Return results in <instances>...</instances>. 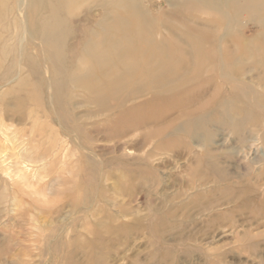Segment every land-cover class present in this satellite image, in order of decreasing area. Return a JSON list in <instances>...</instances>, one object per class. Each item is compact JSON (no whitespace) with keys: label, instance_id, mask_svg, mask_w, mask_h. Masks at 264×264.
I'll list each match as a JSON object with an SVG mask.
<instances>
[{"label":"rangeland","instance_id":"374dc122","mask_svg":"<svg viewBox=\"0 0 264 264\" xmlns=\"http://www.w3.org/2000/svg\"><path fill=\"white\" fill-rule=\"evenodd\" d=\"M202 1L75 0L68 7L66 38L57 44L65 68L79 63L91 39L100 37L107 15L130 34L143 31L132 29L136 24L127 18L137 4L150 13L146 29L156 30L157 42L217 63L203 74L215 75L209 94L218 86L210 124L190 140L181 132L174 143L155 138L142 145L132 135L122 142L99 132L88 142L73 136L52 92L26 72L54 79L56 58L41 38L48 9L35 7V0H0V264H264V0H212L211 9ZM216 19L224 22L213 40L198 43L199 50L182 44L189 23L211 32L206 26ZM124 35L119 42H127ZM108 37L103 56L114 54ZM21 69L29 75L27 98L17 92ZM14 97L25 105L20 108ZM80 101L75 98L72 108L82 120L77 124L103 128V116L87 120L97 109ZM158 144L168 147L156 149ZM203 155L216 170L202 163Z\"/></svg>","mask_w":264,"mask_h":264},{"label":"bare ground","instance_id":"6f19581e","mask_svg":"<svg viewBox=\"0 0 264 264\" xmlns=\"http://www.w3.org/2000/svg\"><path fill=\"white\" fill-rule=\"evenodd\" d=\"M72 2H75V0H35L36 3L35 7L38 4L43 3L46 9H48L47 17L43 18L42 21L40 22V26L42 27L41 38L43 43H45L48 46L47 48L52 54L50 55L52 56L51 58L52 59L56 58L54 62L57 64L56 65L57 68H54L55 69L54 79L53 78L49 79L48 73L44 74V72L41 73V71L40 73L38 72L35 73L36 70L34 71L32 70V68L30 69L31 71L29 69H26V72H29V74H31V76H34L35 79H39L40 86L44 89V91H46L47 89L48 91L52 92V93L50 92L52 96H50L51 94H49V96L51 97L50 99L51 100L53 99V101L55 100L58 109H60V111H63L64 116L66 115L67 121L68 122L71 121L73 125L72 131L75 133L73 134V136L77 135L83 137V140L88 142L92 138V137L90 138V135H92L94 132H99L97 133V135L102 134V138L104 140L111 142H113L116 139L120 142L121 140H124L128 136L132 135L136 138L141 137L142 141L139 143L140 144L142 143V145L149 144L155 138H168L169 140H173L172 143H174L176 136H178L177 134L184 132L185 134L188 135V138L190 140L195 137L196 133L200 134L198 132L199 130L198 127L203 128L207 124H210V119H212V113H213L212 110H215V106H216L214 94L218 92V86L213 85L215 87V89H213L214 92L213 94H209V90L207 88L215 83V75L211 74L208 78L205 79L203 77V74L210 72L212 73V70H214L215 67H217L216 66L217 63L214 61V59L210 58L209 56H207L206 58L201 56H194L195 58L193 56H186L187 54L189 55V52L181 47L179 48L177 45H176L177 48L173 49V48H168L166 45L165 47L163 43L157 42L155 35L156 30L154 33L151 34L146 29V25L147 23H149L147 17L149 16L150 13L147 16L143 8L139 7L138 4L137 6H134L135 8L133 7L130 8V12L128 13V15L127 14L126 15L127 18L131 16L133 22L136 24V26L134 25L131 26L132 29L135 27L138 28V30L143 29V31L140 30L137 32V34H130L128 30L126 31L127 28L124 29V27L126 26V25L124 26L125 23L124 24L120 23V21L119 23L117 21L113 22L112 21L113 17L109 18L108 17L109 15H107L105 20L103 18L104 21L100 25V28L103 29V32L101 31L102 33L100 37L99 36L98 37L93 36L94 38L92 37L93 40L91 39L90 43H88L87 47H85L86 49L84 50V52H81L83 53L84 56H81L79 63H77L75 66L72 67L69 66V68L63 67V60H62V56H60V50L58 49V45L62 44L63 39L66 38L65 36L67 34V31L65 29L66 28L65 17L66 14H68V7ZM121 2L118 3H120L121 5L123 3ZM248 2L250 1L248 0ZM82 5H84V3H82L81 6ZM178 5L180 6V2L178 3ZM212 5H214L212 0L210 1L203 0L200 3V6H202V8L205 9L207 8L211 9ZM71 7L72 6H70V8ZM126 7L127 4L125 5V8ZM212 8H214L213 10L215 11L217 10V7H212ZM204 14L205 12H203V15ZM111 15L112 13L110 14V16ZM208 16H204V17L208 18ZM198 20L201 19H197V21ZM124 21L128 23L129 21H131V19H125ZM221 22H222L221 19L209 20L208 25H210L211 23L212 25L215 24V27L212 25L209 27L206 26L209 30H211V32L205 31L204 28L199 29V27H195L194 25H193L194 27H192L189 25L190 24L189 23L188 26L186 25L187 27L185 26L186 30L183 28L185 32L181 36L179 35L180 38H184L180 40L182 44L184 43L182 40H185L186 44L188 43L191 44L193 47H196L198 43L201 42L204 43L205 41H208L211 37L215 38L217 35L216 31L218 30V28H220L219 25L221 24ZM107 24H109L108 29H107ZM118 26L121 28V30L117 29ZM104 27L106 29H104ZM25 30L26 29H24V31ZM107 30L110 32H108ZM173 31L174 30H172V33ZM90 33L92 32L90 31ZM172 33L170 34L171 36ZM176 33L173 34L175 35L176 39L179 40V37L176 35ZM97 34L99 35V33ZM107 34L109 37L107 36ZM124 34H128L127 37L129 39L125 43L119 42L120 38L122 39L123 37L124 39L125 36ZM9 35H11V33ZM18 37L19 36H17V38ZM107 37H108V43L110 45V49L108 52L114 53L112 54L113 56H103L105 55L104 53L107 54V48H108ZM197 39L198 42L196 41ZM146 40H148L150 44H146L145 42ZM166 44H168V42ZM257 48H259V46ZM257 48L255 49L257 50ZM196 50H199V45H198V49ZM175 54L177 56H173ZM26 61L30 62L29 59L28 60L25 59L24 63H26ZM11 70H12V65L7 66L5 70L6 76L5 75L4 76L8 80H9V76H11V72H12ZM26 74L28 75V73H24V71L21 69L18 79L19 90H17V92L22 93V95H25L27 98L31 93L29 95L26 94L29 92V91L27 92V90L25 89L26 88L25 85H28ZM64 80L67 81L65 86L63 84ZM50 82L52 86L49 88L48 83ZM68 85L69 87H67ZM75 89H79L83 91L84 94L79 95V93L73 92V90L75 91ZM69 90L72 91L70 96L67 95V92L69 94ZM10 91H11L10 93H13L14 90L10 89ZM65 97L66 100L64 99ZM33 98L34 96L32 97V99ZM75 98H80L82 100L79 102L82 106L89 107L90 105H92L97 109L96 111H92V112L90 111L89 115L86 114L87 116L85 115L84 116L85 118H87V120H90V118L92 117L103 116L104 119L101 122L103 128L99 129L94 127L93 125H91L90 126L91 128H89L88 126L77 124L79 121L82 120L79 117L77 118V114L74 112V109H72L76 104L74 102ZM14 101L20 108L26 103L25 100L22 98L16 100V98L14 97ZM61 119L65 120V117ZM202 134L204 136L205 132L203 131ZM71 140L75 142V144L77 143V141L73 139ZM119 142L118 145L120 144ZM164 147H166L164 144H160V145L158 144L156 149H161V148L163 149ZM201 160L203 161L201 162L204 165L209 166L212 171L216 170V165L213 164L212 162H209L210 160L206 159L204 155L202 156Z\"/></svg>","mask_w":264,"mask_h":264}]
</instances>
